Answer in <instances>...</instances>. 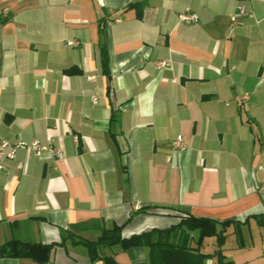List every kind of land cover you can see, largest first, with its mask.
Segmentation results:
<instances>
[{
	"label": "crops",
	"instance_id": "1",
	"mask_svg": "<svg viewBox=\"0 0 264 264\" xmlns=\"http://www.w3.org/2000/svg\"><path fill=\"white\" fill-rule=\"evenodd\" d=\"M0 57V138L64 154L4 163L0 246L55 247L0 264H153L119 243L92 259L82 242L115 226L264 264V0H0Z\"/></svg>",
	"mask_w": 264,
	"mask_h": 264
},
{
	"label": "trees",
	"instance_id": "2",
	"mask_svg": "<svg viewBox=\"0 0 264 264\" xmlns=\"http://www.w3.org/2000/svg\"><path fill=\"white\" fill-rule=\"evenodd\" d=\"M141 16V12L139 11V17ZM77 72L78 71L76 70H68V73ZM140 211H145V209L143 208ZM229 223L230 222H225L223 225L227 227ZM259 223L264 225V216L259 219ZM203 224L202 220L188 216L187 220H184L180 226H185L191 230L199 229L202 237L212 236L214 234L217 235L216 231H208L206 226ZM122 228L123 226H115L111 230H105L101 237L95 242L83 241L82 243L88 248L91 258L94 259L97 256L99 246H112L119 243L122 244L125 249H129L131 247H148L150 250L151 262L153 264H203L206 259L214 257L218 258L217 264H233V262L226 260L222 250L220 249L221 246H219V249L215 253L205 254L199 247L202 240L199 241L196 247L189 246L187 242H171L170 236L173 228L159 231L157 236H155L156 239L153 238V232L134 235L129 239H122ZM54 247L55 245L47 246L39 243L31 244L13 240L7 242L3 246H0V257L26 256L37 258L44 252ZM38 258L40 259V257ZM107 264L116 263L113 259L109 258L107 259Z\"/></svg>",
	"mask_w": 264,
	"mask_h": 264
},
{
	"label": "built area",
	"instance_id": "3",
	"mask_svg": "<svg viewBox=\"0 0 264 264\" xmlns=\"http://www.w3.org/2000/svg\"><path fill=\"white\" fill-rule=\"evenodd\" d=\"M247 16L246 8L243 4H239L237 7V13L231 16L232 24H236L239 17ZM180 22H196L198 16L195 13H192L189 9H186L183 13L179 15ZM69 45H75L74 42H70ZM159 68H164L169 66V62L162 61L158 64ZM93 79V78H89ZM247 96H243L242 100H247ZM94 103L97 102V98L93 97ZM175 147L180 150L185 149V144L182 137H178L175 142ZM20 149H25L31 152H35L37 155H41L45 151L53 153L58 160H64L63 151L60 148H52L49 144L42 145L40 142L35 141L31 144H28L22 140H17L14 143H10L0 138V171H3L5 166L4 163L8 160H14L16 158L17 151ZM259 193L261 194L264 200V180L258 188Z\"/></svg>",
	"mask_w": 264,
	"mask_h": 264
},
{
	"label": "rangeland",
	"instance_id": "4",
	"mask_svg": "<svg viewBox=\"0 0 264 264\" xmlns=\"http://www.w3.org/2000/svg\"><path fill=\"white\" fill-rule=\"evenodd\" d=\"M251 233H252V240L255 241L258 239L259 237V232H263L264 233V227H259V226H256L255 228L252 227L251 229Z\"/></svg>",
	"mask_w": 264,
	"mask_h": 264
}]
</instances>
